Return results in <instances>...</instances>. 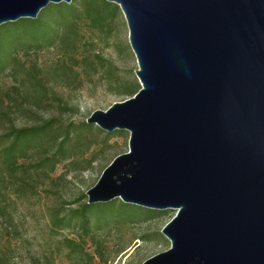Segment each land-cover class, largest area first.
Masks as SVG:
<instances>
[{
    "label": "water",
    "instance_id": "water-1",
    "mask_svg": "<svg viewBox=\"0 0 264 264\" xmlns=\"http://www.w3.org/2000/svg\"><path fill=\"white\" fill-rule=\"evenodd\" d=\"M59 1L0 0V23ZM107 1L139 87L84 119L128 132L86 203L174 211L139 264H264V0Z\"/></svg>",
    "mask_w": 264,
    "mask_h": 264
},
{
    "label": "trees",
    "instance_id": "trees-1",
    "mask_svg": "<svg viewBox=\"0 0 264 264\" xmlns=\"http://www.w3.org/2000/svg\"><path fill=\"white\" fill-rule=\"evenodd\" d=\"M116 3L107 0H69L68 2H48L39 9L34 17H19L0 23V76L9 71L15 72L22 66L20 53H29L58 47L63 54L49 67L55 77L80 80L83 74L89 78L94 71H99L107 84L117 92L132 95L139 87L134 76L123 77L117 67L94 49L92 33L103 36L111 30L114 17L119 12ZM90 33V34H89ZM35 64H30L20 76L18 83L11 84L5 95L11 100L12 92L21 87L23 94L39 104L46 94L47 84L35 73ZM30 112V108L22 107ZM6 113L0 109V214L8 216L4 202H1V188L7 178L17 175L15 189L33 190V182L26 176L37 172L51 170L54 166L67 160V165L84 169L93 162L112 137L120 136L121 130L103 133L96 148L85 156L75 157V147L81 137L100 133L97 126L95 132L88 134L80 131L90 124L80 121L62 122L59 116L51 115L38 119L30 124L15 125ZM32 172V173H31ZM63 212L58 208L50 212L49 222L53 228L71 230L74 237H63L68 252L73 259L84 255L85 264H91L93 258L104 261L106 246L102 235L110 230L139 223L167 215L170 210H153L141 206L123 203L114 198L106 202L86 203L84 192L78 193ZM158 236L166 243L156 230L142 233L141 238L148 240ZM92 245L91 252L83 246ZM118 246L116 252L121 250ZM5 255L0 250V264ZM135 264V263H132Z\"/></svg>",
    "mask_w": 264,
    "mask_h": 264
},
{
    "label": "rangeland",
    "instance_id": "rangeland-1",
    "mask_svg": "<svg viewBox=\"0 0 264 264\" xmlns=\"http://www.w3.org/2000/svg\"><path fill=\"white\" fill-rule=\"evenodd\" d=\"M90 34V33H89ZM94 49L99 50L117 67L123 77L135 76V57L127 41V27L121 11L114 17L108 34L98 36L91 34ZM63 54L58 47L20 53L22 66L15 72H5L0 76V109L15 125L30 124L38 119L51 115L59 116L62 122L80 121L93 110H105L113 101L128 97L117 92L107 84L105 77L94 71L89 78L83 74L80 80L55 77L50 74L49 67ZM30 64H35L36 75L47 84V91L39 104H34L30 96L24 95L21 87L12 92L11 100L5 95L7 88L18 83L20 76ZM137 80V78H136ZM22 107L30 108V112ZM90 124L80 131L94 133L97 127ZM115 131V130H114ZM120 136L112 137L93 162L84 169L67 165V160L57 163L54 168L45 172L28 174L26 178L33 182V190L15 189L17 175L7 178L1 188V202H4L8 216L0 214V250L5 258L2 264H85L84 255L73 259L68 252L63 237H74L71 230L53 228L49 222L50 212L58 208L62 212L71 206V201L80 192L90 187L101 170L117 154L127 150L128 132L121 130ZM106 133L86 135L81 137L75 147V157L85 156L89 150L96 148L99 138ZM108 134H111L108 133ZM32 173V172H31ZM170 210L167 215L145 223L125 225L102 235L106 246L104 261L93 258L91 264H139L143 259L168 247V241L162 242L158 236L148 240L141 238L142 233L160 230L161 226L173 215ZM118 246L121 250L116 252ZM86 252H91L92 245L83 246Z\"/></svg>",
    "mask_w": 264,
    "mask_h": 264
}]
</instances>
